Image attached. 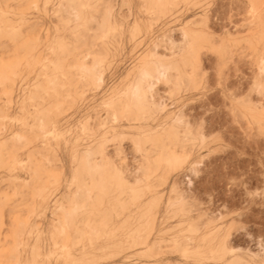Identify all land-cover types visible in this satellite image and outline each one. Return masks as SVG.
Instances as JSON below:
<instances>
[{
  "label": "rangeland",
  "instance_id": "obj_1",
  "mask_svg": "<svg viewBox=\"0 0 264 264\" xmlns=\"http://www.w3.org/2000/svg\"><path fill=\"white\" fill-rule=\"evenodd\" d=\"M0 264H264V0H0Z\"/></svg>",
  "mask_w": 264,
  "mask_h": 264
}]
</instances>
